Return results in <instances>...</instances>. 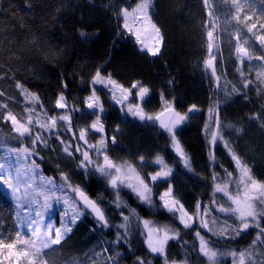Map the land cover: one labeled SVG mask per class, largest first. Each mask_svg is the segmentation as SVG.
<instances>
[{
	"label": "trees",
	"instance_id": "trees-1",
	"mask_svg": "<svg viewBox=\"0 0 264 264\" xmlns=\"http://www.w3.org/2000/svg\"><path fill=\"white\" fill-rule=\"evenodd\" d=\"M136 2L137 0H0V27L3 29L0 30V75L10 74L0 79V91L5 93L0 97V103H7L9 109L20 116L25 115L23 97L15 88V79L10 78L15 77L41 97L50 115L61 111L54 108L51 97H55L60 91L59 77L62 76L63 81L68 84V103L79 108L78 112L72 113L73 127L84 128L95 120V116L89 115L83 102L90 92V75L96 67L103 65L106 73H111L114 79L126 87L133 81H140L150 88L146 98L150 102H145L149 114H158L163 109L162 93L164 99L174 103L178 110L186 112L188 107L195 104L206 113L213 94L220 99L221 97L215 78L211 76L210 69L205 71L203 63L208 57L205 41L207 29L211 26L202 0H154L153 20L163 34V50L156 57L139 51L134 40L124 32L122 18L117 16L120 7H133ZM261 9H264V5L259 0H256L252 8L245 6L241 17L249 15L252 19L250 22L243 20L240 32L235 31L236 35L239 33L251 41L255 57L264 52V45L256 38L257 34L264 33V28H261L264 25V11ZM252 24L256 27L250 33L248 27ZM81 30L90 34L87 42L81 39ZM34 33L55 42L56 54L49 52L43 40L34 38ZM236 35L231 36L234 42ZM234 52L225 51L223 54L226 57L229 81L238 88L242 86L241 76L237 71L241 67L244 75L254 83L222 111L224 116L237 122L235 124L244 125L246 151L249 153L246 163L252 168L253 176L264 182V132L254 131L253 127L259 128L258 125L247 120L248 116L260 112L264 107V85L258 83L255 71L248 69L247 61L240 65ZM33 71L37 73L36 76L31 75ZM169 80H174V84L170 85ZM133 97L136 101L137 97ZM101 100L105 109L102 122L108 137L107 154L114 163L127 162L138 166V157L143 155L146 163L151 165V158L159 153L173 167L174 172L169 181L189 213L195 212L199 202L212 210L209 219L216 217L219 222L229 219L220 217L213 210L214 188L211 177L215 172L223 181L225 171L220 162L215 164L209 158L210 146L204 133L208 118L199 125L188 122L177 130V138L191 160L193 171L188 172L182 162L177 163L179 158L172 149L170 138L157 123H142L139 119L126 115L113 104L111 95L105 91L101 93ZM221 105L222 102L220 110ZM10 128V122L0 121V135L8 144L18 146L20 141ZM60 131L71 139V133H64L63 129ZM92 136L94 138V134L89 138ZM112 136H115V144L111 142ZM88 141L94 143L92 138ZM80 144L83 147V143ZM62 147L52 137L49 146L38 147L39 155L31 159H35L45 177L53 178L58 183L61 174H67L71 184L79 185L90 198L100 201L110 219L119 223V211L127 214L128 209H116L110 203L114 199V193L107 180L98 173L93 176L85 175L78 167L79 153H75L76 158L68 157L63 153ZM6 148L7 145L4 150H0V157L4 156ZM155 170V166L137 167V171L146 179ZM167 187L166 182H158V186L153 187L156 201V208L153 210L141 204L131 192L121 190V198L131 208L136 209L142 220L147 219L174 230L179 229L181 240H170L167 249L169 259L179 261L183 259L185 252L181 247L183 241H187L189 248L193 245L198 248L199 241L193 229L200 231L201 235L211 241L218 238L209 232L205 233L196 223L192 228H184L172 213L160 207L158 195ZM0 207L5 209L0 218V233L3 234L5 242L15 240V231L20 230L14 224L16 207L1 187ZM140 227L142 230L143 225ZM94 229L95 220L86 213L73 226L66 239L60 245L53 246L55 251L44 250L43 264H104L109 256L117 257V264H135L136 256L146 257L150 264H164V258L148 252L145 236L140 231H134L131 249L122 243L112 245L107 253H101V249L115 239V229H108L103 234ZM249 232L252 235L242 240L237 238L238 243L233 240H224L222 243L230 247L244 248L254 238V233L256 234L254 230ZM7 251L0 249V264H16L15 257H4ZM190 256L189 264H200L204 259L198 257L196 251L190 252ZM224 261L225 264H231V257H225ZM19 264H26L24 257L19 258Z\"/></svg>",
	"mask_w": 264,
	"mask_h": 264
},
{
	"label": "snow or ice",
	"instance_id": "snow-or-ice-1",
	"mask_svg": "<svg viewBox=\"0 0 264 264\" xmlns=\"http://www.w3.org/2000/svg\"><path fill=\"white\" fill-rule=\"evenodd\" d=\"M202 2L208 13L211 25L207 29V40L205 41L208 49V57L203 62L205 71L211 70V76L215 78L217 88L224 92L225 97H229L232 94L245 93V90L249 89L254 81L244 75L241 67L237 68L241 76V87L238 88L233 85L231 90L228 91L226 86H221L219 83L221 75L217 74L215 64L217 57L214 52L216 47V36L214 33L216 32V21L219 20V17L216 15L212 0H202ZM224 2L228 3V0H224ZM259 3L264 5V0H259ZM255 4L256 0H230V6L226 9V12L237 21L243 19L250 22L251 16L244 15L241 17L240 14L245 6L252 8ZM153 7L154 0H137L134 7H120L117 16L122 18L125 32L135 37V42L140 45V51L156 57L161 53L163 34L160 27L153 22L151 16ZM261 11H264V9H261ZM227 19L228 16L226 15L225 20ZM136 25L139 26L137 27ZM255 27L256 25L252 24L248 27V32H253ZM261 28H264V25ZM0 30H3L2 27H0ZM145 33L149 38L153 39L154 43L152 46H149L142 39V34ZM79 34L84 42H87L90 38V34L84 30H81ZM34 38L43 40L48 46L49 52L53 55L56 54L55 42L41 36L39 33H34ZM256 38L261 45H264V33L257 34ZM235 39L236 59L240 65H243L245 60L251 61L253 59V54L246 47L248 41L244 40L239 33H237ZM255 59L264 62V52L256 56ZM261 69V71L256 73V79L264 83V63L261 64ZM9 75V73H3L0 75V79ZM31 75L36 76L37 73L33 71ZM10 78L15 79V88L18 90L19 95L23 97L25 105L23 112L25 115L20 116L9 109L7 103H0V121L10 122V131L20 141L18 146L11 145L0 135V150H4L5 145H7L5 155L0 157V182L11 189V194L15 200L18 201L23 197L29 204L37 205L34 216L31 212L23 217L20 216L19 212L16 213L14 224L16 229L20 230L15 231V240L5 242L3 234L0 233V249H7L8 256L16 258V264H19L20 257L25 258L26 264H43L44 250L52 249L55 251L53 246L60 245L72 231L77 221L86 213L95 220L94 230L98 229L103 234L108 229H115V239L102 248L101 253H107L112 245H120L122 243L127 244L129 249H131L133 233L134 231H140V234L145 236L144 242L148 252L163 257L164 264H189L191 260L190 252L192 251H196L198 257L204 258L200 261V264H225V257H231V264H264V223H261V221H264V182L257 180L253 176L251 167L231 147V141L225 139V126L219 115L221 99L215 93L211 98V104L208 108V121L204 126L205 137L210 146L209 158L213 162L215 161L214 146L218 142H223L239 172L238 180L226 182L218 181L215 172L212 174L211 178L215 182L213 198L215 211L223 213L225 217L229 218L224 219L222 222H219V218L216 217L209 219L212 210L209 207L202 206L199 202L196 204L195 212L189 213L185 209L169 181L174 169L165 160L164 156L159 153L151 158V165L146 163L145 156H139L140 164L138 166L127 162L116 164L107 154L108 137L102 122V115L105 111L101 100L103 90H107V93L111 94V99L122 106L121 111L126 108V115L130 114L142 122H158L159 128L163 129L170 138L172 149L179 158L177 163L182 162L188 172L193 171L191 160L177 138V129L185 121L195 118L200 111L197 105H191L186 113L181 114L176 111L172 103L164 99L162 93L163 109L158 114H148L144 111L142 105L145 102H150L146 99L149 96L150 88L140 81H133L126 87L114 79L111 73H106L103 65H100L90 75V92L83 101L86 108L90 110L89 115L95 116V120L84 128L75 129L72 124V113L78 112L79 108L68 103L66 94L68 84L63 81L62 76L59 77L61 80L60 91L55 97H51L54 108L61 111L51 115L36 92L30 91L19 79ZM81 79L83 80L84 77H81ZM169 84H174V80H169ZM98 85L100 88H97ZM4 95L5 93L0 91V97ZM132 95H135L140 103L130 102L129 97ZM9 99L11 98L9 97ZM245 99H247L246 94ZM247 120L249 123L255 122L259 129L264 132V107L261 108L260 112L248 116ZM230 127H232V132L237 134L243 131L234 126ZM61 129L64 130V133H71V139L66 135H62ZM90 132L100 134L95 144H91L88 141ZM52 137L59 141L60 145L63 146V153L68 157L76 158L75 153H79L78 167L84 171L85 175L93 176L98 173L107 180L109 187L114 193V199L110 203L116 209H128L127 214L124 211H119L118 214L121 218L119 223H115L110 219L100 201L90 198L79 185L71 184L67 174H61L60 182L58 183L53 178L44 177L39 173V165L36 164L35 159L30 158L39 155L38 147H48ZM24 141H27V143H24ZM80 142H83L86 147H82ZM111 142L115 144V136L111 137ZM90 153L95 154V162L93 155ZM13 156L17 163L24 160L27 164L24 169L23 180L19 169L16 170L17 174L15 177L11 175L13 168L11 160ZM100 156H103L102 162L99 160ZM150 166H155L156 170L149 173L147 179L137 171V167ZM6 171L8 175H5ZM225 172L228 177H232L233 174L231 172H227L226 169ZM37 176L39 177V184L34 186ZM14 179L16 183H13ZM158 182L168 183L166 190L158 195L160 207L171 212L184 228H192L193 224L199 221L201 228L206 229L218 239L211 241L201 235L200 231L193 229L199 241L198 248L196 245L189 248L187 241H183L181 244V247L185 249L183 259L179 261L170 260L167 252L169 241L181 240L179 229L174 230L168 226L163 228L155 227L150 220H142L136 209L131 208L121 198V189L127 188L141 204L147 205L150 210H153L156 208V201L153 198V187L158 186ZM232 183L236 184L235 192L229 188ZM21 184L24 186L22 193L20 192ZM69 192L75 193L76 198L70 197ZM215 193H221L223 197H227V200L223 203L218 202L215 198ZM40 198H42V202ZM60 204L66 206L60 221V227L54 228L51 222L45 224V214L55 211L54 205ZM16 206L19 207V204ZM40 209L44 211L42 212ZM4 211L5 209L0 207V218H2ZM69 211L71 215H69ZM141 224L143 225L142 230ZM25 227L31 233L28 239L24 238V234L21 231ZM251 228L258 229V231L255 234V238L246 247H230L222 243L224 240H233L238 243L237 238L242 240L252 235L249 232ZM18 244H22L23 247L17 248ZM117 256H119V253H117ZM104 264H117V257L109 256L105 259ZM135 264H150V261L144 256H136Z\"/></svg>",
	"mask_w": 264,
	"mask_h": 264
},
{
	"label": "rangeland",
	"instance_id": "rangeland-1",
	"mask_svg": "<svg viewBox=\"0 0 264 264\" xmlns=\"http://www.w3.org/2000/svg\"><path fill=\"white\" fill-rule=\"evenodd\" d=\"M212 3L214 5V8L216 10V15L219 17V20L216 21V32L214 33V35L216 36V47L214 48V52L216 53V61H215V64H216V67H217V74L218 75H221V80L219 81L220 85L221 86H226L227 90L230 91L232 86L235 85L233 82L229 81V78L227 76V70H226V57H224V52L228 51L229 53H231V51H235V48L234 45H236V42L232 41L231 39V36L232 35H236L235 31H238L240 32V30L242 29L241 26L243 25V19H241L240 21H237L236 19H233L231 17V15L229 13L226 12V9L230 6V3H225V2H219V1H216V0H212ZM134 7V6H133ZM228 16V19L225 20V16ZM241 15V14H240ZM151 16H152V19H153V15H152V12H151ZM154 22V20H153ZM155 23V22H154ZM137 27L139 25H136ZM211 26V25H210ZM124 30V29H123ZM125 32V30H124ZM127 35H129L135 42V37L131 34H128L127 32H125ZM240 35V34H239ZM244 40H247L248 41V44L246 45V47L249 48V51L253 54V59L251 61H248V60H245L247 61L248 63L246 64V66L248 67L249 70H254L255 73H257L258 71H261V64L264 63L262 61H258L255 59V52H254V46L253 44L251 43V41L249 39H246L245 37L241 36ZM142 39L145 40V43H147L149 46H152L153 45V39L152 38H149L147 36V34H142ZM136 43V42H135ZM137 47L140 51V45L137 44ZM236 47V46H235ZM163 50V46L161 48V52ZM141 52V51H140ZM142 53H145V52H142ZM147 54V53H146ZM161 54V53H160ZM235 54V52H234ZM149 55V54H148ZM151 56V55H150ZM207 59V58H206ZM244 64V63H243ZM251 65V67H250ZM211 71V70H210ZM216 81V80H215ZM259 84L264 85V83H261L259 80H257ZM216 86H217V82H216ZM236 86V85H235ZM237 87V86H236ZM97 88H100V86L98 85ZM219 90V89H218ZM105 92H107V90H103ZM220 97H221V102H222V105H221V110H220V119L222 121V123L224 124L225 128H224V136L226 137L229 133V136L230 134H234V132H232V127L230 126H234L235 128H240L242 129L243 131L241 133H239L238 135H241L243 133H245V130H244V125H238V124H235L237 122H234L231 123V117H228V116H224V113L222 110L226 109L229 105H231L234 101L235 98H237L238 96H240L241 94H232L231 96L229 97H225L224 95V92L223 91H220ZM110 94V93H109ZM111 95V94H110ZM129 101L130 102H135V103H140V101L137 100L135 101L134 100V97L133 95L129 97ZM113 104L117 107H119L121 109V105L120 104H116L115 101H113ZM174 108L176 109V111L180 112L181 114H184L186 112H183L181 110H178L177 107L174 105V103H172ZM144 107V111L146 113H148L147 109H146V106L147 104L144 103L142 105ZM199 108V107H198ZM200 109V108H199ZM88 112H90L89 109H87ZM126 108L124 110V113H126ZM232 111V110H231ZM200 112L201 113H197L196 114V117L193 118V119H190V120H187L185 121L182 125L178 126V129H181L185 126L186 123L188 122H196L197 125L201 124L203 121H205L207 118H208V111H206V113H203L202 112V109H200ZM149 114V113H148ZM104 115V113H103ZM102 115V117H103ZM130 117H133L131 116L130 114H128ZM135 118V117H133ZM105 127V125H104ZM259 131V130H258ZM106 133V131H105ZM91 134H94V138L93 136L91 137L93 140H94V143L95 144L98 139H99V136L100 134L99 133H89V136H88V139H91L89 138L91 136ZM98 137V138H97ZM231 139V137H230ZM83 143V142H82ZM83 147H86L85 145H83ZM231 147L234 148L235 150V146L233 143H231ZM224 144L223 142H218L215 146H214V149H216V151L218 152L216 155L220 156L223 155L225 156V152L223 151L224 150ZM226 149V148H225ZM91 155H93L94 157V162H95V154L94 153H90ZM5 155V154H4ZM3 157V156H2ZM31 159V158H30ZM99 160L102 162L103 161V157L100 156L99 157ZM11 163L13 165V168L11 170V175L13 177L16 176L17 174V169H19L20 171V174H21V179L23 180L24 179V169L27 167V164L24 160H21L19 163L16 162L14 156H13V159L11 160ZM91 167V166H90ZM174 172V171H173ZM39 173L42 174L39 170ZM5 175H8V172L6 171L5 172ZM43 175V174H42ZM173 175V174H172ZM44 176V175H43ZM45 177V176H44ZM172 177V176H171ZM169 177V179L171 178ZM239 179V172L237 171V173L233 174L231 178L227 179L226 181H229V180H238ZM13 183H16L15 179L13 180ZM39 184V177L37 176L36 178V181L34 182V186H37ZM0 187L4 190V192L9 196V198L12 200V202L14 203L15 207H16V211L19 212L20 216H26L28 215L30 212L32 213V215L34 216L35 214V210L37 208V205L36 204H29L28 202L25 201V199L23 197H21L18 201L15 200V198L12 196L11 194V189L8 188V186L6 184H3L2 182H0ZM229 188L231 191L235 192L236 190V184L235 183H232L229 185ZM121 190H124V191H128V192H131L129 189L127 188H122ZM24 191V186L23 184L20 185V192L22 193ZM70 197L72 198H76L75 197V193H71L69 192L68 193ZM17 195H19V193H17ZM213 197H214V194H213ZM154 198V196H153ZM215 198L217 199L218 202H225L227 200V197H223V195L221 193H215ZM41 199V202H42V198ZM213 202V201H212ZM19 204V207H17L16 205ZM66 206H64L63 204H60V205H54V208H55V211L53 212H50V213H46L45 214V217H44V223L47 224L49 222H51L53 224V227H60V221H61V218L63 216V213H64V209H65ZM213 208L215 210V205L213 204ZM42 212L44 211L43 209H40ZM217 213H219V215L221 216H224L223 213H220L218 211H216ZM171 213V212H170ZM69 215H71V212L69 211ZM85 216V215H84ZM84 216H82L78 221H80ZM225 217V216H224ZM77 221V222H78ZM153 225L155 227H158V228H163L165 226H162L158 223H154L152 222ZM261 223H264V221H261ZM195 224V223H194ZM193 224V225H194ZM196 225L199 226V221L196 222ZM200 227V226H199ZM201 228V227H200ZM203 231L205 233H208V231L204 228H202ZM22 233L24 234V238L25 239H28L30 238L31 236V233H30V230L25 227L24 229L21 230ZM210 233V232H209ZM212 234V233H211ZM255 238V237H254ZM253 238V239H254ZM170 242V241H169ZM23 247L22 244H18L17 245V248H21ZM168 249V248H167ZM154 256H157V257H160L158 255H155V254H152ZM5 258H8L10 256H8V251L6 252V254L4 255ZM2 258V257H1ZM163 258V257H161ZM4 260V259H3Z\"/></svg>",
	"mask_w": 264,
	"mask_h": 264
},
{
	"label": "flooded vegetation",
	"instance_id": "flooded-vegetation-1",
	"mask_svg": "<svg viewBox=\"0 0 264 264\" xmlns=\"http://www.w3.org/2000/svg\"><path fill=\"white\" fill-rule=\"evenodd\" d=\"M231 123L234 124L233 121H231ZM253 129H254V131L255 130L260 131V129L257 127L256 128L253 127ZM244 130H245V133H243L241 135L234 133L232 135L230 134V136H229V133H227L228 135L225 137V139L230 140L231 143L234 144L235 151H237V153L241 156V158L246 162L247 161L246 157H248L247 155H249V153H247V151H246V129H245V127H244ZM230 137H231V139H230ZM223 151L225 152V156H223L221 154H220V156L219 155L217 156L216 154L218 152L216 151V149H214V155H215L214 163L216 164L217 162H220V164L223 166L224 171L226 169L227 172H231L232 174H234V173L236 174L238 170L236 169L235 163H234V161H232L231 156L228 153V150L224 148ZM252 174H253V172H252ZM229 178H231V177H228L226 175V172H225V178L223 179V181L220 177L217 176V180L221 181V182H226V180ZM214 183L215 182L213 181V188H214ZM213 194H214V192H213ZM213 198L214 197L212 196V201H213ZM212 205H213V202H212ZM213 210H214V208H213ZM215 213H217V212L215 211ZM217 215H219V213H217ZM220 217H224V216L221 215ZM224 218H228V217H224ZM250 230H254V232L258 231V229H255V228H251V229H249V231ZM254 237H255V233H254Z\"/></svg>",
	"mask_w": 264,
	"mask_h": 264
},
{
	"label": "water",
	"instance_id": "water-1",
	"mask_svg": "<svg viewBox=\"0 0 264 264\" xmlns=\"http://www.w3.org/2000/svg\"><path fill=\"white\" fill-rule=\"evenodd\" d=\"M146 122V121H145ZM145 122H142V123H145ZM157 123V125L159 126V124H158V122H156ZM162 131H163V129H161ZM164 132V131H163ZM164 133H166V132H164ZM87 194V193H86ZM88 195V194H87ZM89 196V195H88ZM90 197V196H89ZM91 216V215H90ZM92 217V216H91ZM93 218V217H92Z\"/></svg>",
	"mask_w": 264,
	"mask_h": 264
}]
</instances>
